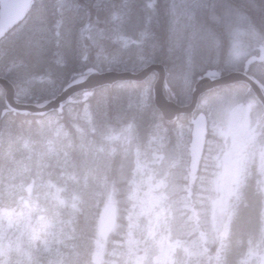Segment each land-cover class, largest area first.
Returning a JSON list of instances; mask_svg holds the SVG:
<instances>
[{
  "label": "trees",
  "instance_id": "16d2710c",
  "mask_svg": "<svg viewBox=\"0 0 264 264\" xmlns=\"http://www.w3.org/2000/svg\"><path fill=\"white\" fill-rule=\"evenodd\" d=\"M153 3L155 10L148 7ZM206 5L197 11V18L222 34L225 47L219 53L201 51L193 57L189 85L184 83L181 51L168 50L172 36L168 0H29L0 34V76L14 85L17 100L39 101L55 96L68 80L90 70L123 72L135 66L139 71L149 64L135 63V47L121 53L126 64L112 63L110 58L119 41L138 39L151 17L147 27L153 35L142 55L164 66L165 96L187 104L199 76L241 69L244 62L237 64L229 57L236 33L244 35L248 54L264 45V0H206ZM226 12L234 20L230 34L211 19ZM100 29L109 37L101 42L103 51L83 39ZM259 64H249L247 73L255 75L253 68L264 73V60ZM154 73L141 81L121 80L77 92L60 108L41 116L8 110L0 85V212L4 214L0 221L10 222L0 239V264H129L123 224L138 151L147 160L153 153L159 157L152 166L163 181L164 234L169 242L182 245L174 253L182 264H257L264 254V186L252 181L245 185L233 200L225 233L216 232L211 220V203L217 195L213 180L226 145L215 132V118L224 103H244L254 100V95L241 82L218 86L200 96L193 114H177L166 121L152 98ZM255 79L264 85V75ZM218 99L223 101L220 106ZM256 107L264 118V110ZM197 121L204 129L193 156L190 145ZM35 175L43 180L42 187L36 185ZM38 190L46 192L45 200ZM25 199L35 201L41 210L27 208ZM107 201L115 203L117 221L109 238L102 239L97 219ZM141 246L136 253L144 251L145 264H151L155 243Z\"/></svg>",
  "mask_w": 264,
  "mask_h": 264
},
{
  "label": "rangeland",
  "instance_id": "374dc122",
  "mask_svg": "<svg viewBox=\"0 0 264 264\" xmlns=\"http://www.w3.org/2000/svg\"><path fill=\"white\" fill-rule=\"evenodd\" d=\"M14 2V0L12 2L10 0L4 1V12L1 10L0 17L5 16L8 10L11 14ZM28 2L29 0H19L15 3L13 10L15 18L26 8ZM170 3L171 0H168L169 5ZM172 20L173 17L170 14V21ZM234 36L235 38L231 41V46L229 47L231 61L238 64L243 58L242 61L254 60L256 56L259 58L258 53L255 55L248 54L249 51L244 41V35L241 36L236 33ZM263 48L264 46L260 51ZM247 57L248 59H245ZM259 65H261V62ZM190 68L191 66L186 65L185 85H189L192 81ZM253 69L257 75L260 73L262 76L264 75L262 70L260 72L258 68ZM166 99L172 101L167 97ZM222 102L218 99L216 105L220 106ZM232 102L233 100L224 103L215 118V132L224 137L226 145L219 157V172L213 180V188L217 191V195L211 203V220L213 229L222 234L225 233L227 223L234 210L232 201L240 197L239 193L242 187L244 188L251 179L254 182L260 181V186H264V138L258 135L259 127L264 122L263 117L256 107V102L253 98L244 103L233 104ZM151 157L147 160L138 151L134 158L133 174L129 180V208L124 214L125 220L123 224V244L126 249V262L129 264H145L144 251L141 253L136 252L138 249L141 250V245L154 242L156 247L150 259L151 264H182L179 257L174 255L175 249L182 245L177 242H169L164 234L163 226L167 217V207L165 205L164 194L160 188L163 181L156 176L154 172L155 168L152 166V164L158 162L159 157L155 153ZM16 171L14 170V173ZM34 178L37 181L36 185L42 187L43 180L39 179L36 175ZM11 192L9 191L8 193ZM45 193L38 190L37 194L42 200H45ZM16 194L17 191L15 190ZM27 196L33 197L32 193H29ZM24 204L27 208L36 209L37 211L41 210V207H38L35 201L30 203L25 199ZM42 206L45 210L46 206L43 203ZM3 215L0 212V217L4 218ZM40 215L41 213L37 214L35 218H39ZM9 224L8 219L5 223L0 221L1 240L4 239V230ZM257 264H264V254L261 255Z\"/></svg>",
  "mask_w": 264,
  "mask_h": 264
},
{
  "label": "water",
  "instance_id": "95a60500",
  "mask_svg": "<svg viewBox=\"0 0 264 264\" xmlns=\"http://www.w3.org/2000/svg\"><path fill=\"white\" fill-rule=\"evenodd\" d=\"M5 1V0H4ZM15 2L12 5L11 14L6 11V15L0 17V34L5 30V28L14 20L13 10L14 5L19 0H14ZM12 2V0H10ZM152 71L156 72V79L152 86V98L160 111L163 118L167 121L173 119L177 114H193L195 109L198 106V101L200 94L203 92L212 89L216 86L227 85L234 82H242L247 85L253 95L255 96L257 102L264 110V92L259 86V84L250 77L245 70H232L227 73L214 76L211 74H205L201 76L193 84L190 90V98L187 104L175 105L171 101L169 102L163 94V84L165 80V69L163 65L152 64L147 67L142 68L138 71L137 75H132L129 71H114V70H105L102 72L91 71L86 74L78 75L72 78L55 96L51 98L44 99L38 103L25 102L24 104L14 106V88L11 85H7L0 78V85L5 88V104L10 110H17L18 112H31L38 115L45 114L49 111L57 110L62 102L70 97L72 94L96 88L102 85H110L117 81L123 80H133L140 81L145 76H147ZM201 126V121H197L194 126V137L197 139ZM116 207L114 203L108 202L103 205L100 210L98 217V231L100 236L106 237L111 230L113 229L115 223Z\"/></svg>",
  "mask_w": 264,
  "mask_h": 264
},
{
  "label": "snow or ice",
  "instance_id": "6c2138e0",
  "mask_svg": "<svg viewBox=\"0 0 264 264\" xmlns=\"http://www.w3.org/2000/svg\"><path fill=\"white\" fill-rule=\"evenodd\" d=\"M206 6V0H171L168 9L173 17V20L170 22V32L172 36L170 37L168 50L171 53L173 50L179 49L183 55L185 65L187 66L191 65L193 57L197 53L201 51L219 53L225 47V40L222 34L214 29L206 28L197 18V11ZM148 7L155 10L154 3L149 4ZM113 19L115 21L117 17L114 16ZM211 19L215 24L223 27L225 34L231 33L234 20L230 12H226L223 17L212 15ZM150 24L151 17H147L146 27L138 34V39L125 38L119 41L120 47L117 53L112 55L110 61L117 64L122 62L126 64L127 61L122 60L121 53L127 52L135 47L138 50L135 63L142 65L151 64L153 60L142 55L145 46L149 44L153 35L147 27V25ZM118 28L119 25L113 28L112 31L115 33L118 31ZM108 38L109 37L103 29L97 30L95 35L89 34L83 37V39L92 42L93 45H99L101 51H103L104 48L101 42ZM112 42L117 43L118 37L113 36ZM151 47L155 48L156 45H151ZM124 70L130 71L132 75L138 74L135 66L131 69L126 67ZM153 75H156V73Z\"/></svg>",
  "mask_w": 264,
  "mask_h": 264
},
{
  "label": "bare ground",
  "instance_id": "6f19581e",
  "mask_svg": "<svg viewBox=\"0 0 264 264\" xmlns=\"http://www.w3.org/2000/svg\"><path fill=\"white\" fill-rule=\"evenodd\" d=\"M98 3H99V1H98ZM98 3H97V4H98ZM97 4H96V5H97ZM75 9H76V8H75ZM112 10H113V9H111V11H112ZM115 12H116V10H115ZM168 15H169V14H168ZM112 16H113V15H112ZM169 17H170V16H169ZM168 20H169V19H168ZM170 22H171V21H170ZM169 24H170V23H169ZM11 27H12V26H11ZM3 33H4V32H3ZM0 39H1V38H0ZM77 39H78V38H77ZM78 40H79V39H78ZM76 41H77V40H76ZM77 42H78V41H77ZM251 55H252V54H251ZM253 57H254V56H253ZM246 59H248V57H247ZM96 60H97V59H96ZM263 60H264V59H263ZM256 62H257V61H256ZM258 63H259V62H258ZM152 64H159V63H151V64H149V65H152ZM262 64H263V63H262ZM149 65H147V66H149ZM159 65H162V64H159ZM147 66H145V67H147ZM143 68H144V67H143ZM140 70H141V69H140ZM140 70H139V71H140ZM231 70H232V69H231ZM229 71H230V70H229ZM99 72H102V71H99ZM137 72H138V71H137ZM247 74H248V73H247ZM203 75H205V74H203ZM203 75H201V76H203ZM248 75H249V74H248ZM201 76H199L197 79H199ZM216 76H218V75H216ZM249 76H250V75H249ZM32 77H34V76H32ZM42 77H43V76H42ZM145 77H146V76H145ZM145 77H144V78H145ZM250 77H252V76H250ZM0 78H1V80H3V82H5L7 85L9 84V85H11V86L14 88V85H12V84H11L6 78L1 77V76H0ZM144 78H143V79H144ZM252 78H253V77H252ZM32 79H33V78H32ZM143 79H142V80H143ZM197 79L195 80V82L197 81ZM253 79H255V78H253ZM32 81H33V80H32ZM49 81H50V80H49ZM69 81H70V80H68L67 83H68ZM140 81H141V80H140ZM164 81H165V80H164ZM195 82H194V83H195ZM37 83H38V82H37ZM49 83H51V82H49ZM53 83H54V82H53ZM67 83H65V85H66ZM194 83H193V84H194ZM51 84H52V83H51ZM54 84H55V83H54ZM193 84H192V86H193ZM47 85H49V84H47ZM52 85H53V84H52ZM65 85H63V87H64ZM18 86H19V85H18ZM20 86H21V85H20ZM50 86H51V85H50ZM57 86H58V85H57ZM57 86H56V87H57ZM192 86H191V87H192ZM224 86H225V85H224ZM246 86H247V85H246ZM246 86H245V87H246ZM1 87H2V86H1ZM22 87H23V86H21V88H22ZM63 87H62V88H63ZM163 87H164V84H163ZM216 87H218V86H216ZM247 87H248V86H247ZM2 88L4 89L3 92H4V103H5V93H6V91H5L4 86H3ZM18 88H19V87H18ZM24 88H25V87H24ZM46 88H47V87H46ZM62 88L60 89V91L62 90ZM213 88L215 89V87H213ZM213 88H212V89H213ZM248 88H249V87H248ZM249 89H250V88H249ZM47 90H49V89H47ZM50 90L52 91V89H50ZM209 90H211V89H209ZM209 90H207V91H205V92L207 93ZM250 90H251V89H250ZM14 91H15V89H14ZM25 91H26V90H25ZM60 91H59V92H60ZM52 92H54V91H52ZM59 92H58V93H59ZM151 92H152V90H151ZM205 92H203L202 94H204ZM30 93H31V92H30ZM33 94H34V93H33ZM54 94H55V93H54ZM163 94H164V91H163ZM202 94H200V96H201ZM55 95H56V94H55ZM23 96H24V95H23ZM164 96H165V94H164ZM44 97H45V96H44ZM19 98H20V97H19ZM24 98H25V97H24ZM48 98H49V97H48ZM50 98H51V97H50ZM165 98H166V96H165ZM200 98H201V97H200ZM200 98H199V99H200ZM28 99H29V98H28ZM45 99H47V98H45ZM66 99H67V98H66ZM66 99H65V100H66ZM43 100H44V99H43ZM43 100H39V101H35V100H34V101H23V100H22V101H19V100H17V98H16V100H15V98H13V105H14V106H18V105L24 104L25 102L38 103V102H41V101H43ZM168 101H169V100H168ZM63 102H64V101H63ZM169 102H170V101H169ZM171 102H172V101H171ZM172 103H173V102H172ZM177 104H178V103H177ZM175 105H176V103H175ZM182 105H183V104H182ZM179 106H180V105H179ZM5 107L8 109V107L6 106V104H5ZM8 110H10V109H8ZM12 111L18 112L17 110H14V109H13ZM49 112H51V111H49ZM21 113L23 114V112H21ZM24 113H25V112H24ZM27 113H31V112H27ZM47 113H48V112H47ZM47 113H45V114H47ZM16 114H17V113H16ZM32 114H35V113H32ZM45 114H41V115H45ZM35 115L37 116L38 114H35ZM41 115H40V116H41ZM47 115H48V114H47ZM57 115H58V114H57ZM75 118H76V117H75ZM60 119H61V118H60ZM77 121H78V120H77ZM56 122H58V121L56 120ZM61 122H62V121H61ZM66 122H67V121H66ZM74 122H75V121H74ZM70 123H71V122H70ZM78 123H79V122H78ZM78 123H77V124H78ZM76 126H77V125H76ZM49 128H52V127L50 126ZM60 129H61V128H60ZM91 129H92V128H91ZM73 130H74V129H73ZM93 132H94V131H93ZM49 133H50V132H49ZM80 134H81V133H80ZM102 134H103V133H102ZM58 135H59V134H57V136H58ZM81 137H82V136H81ZM7 138H8V137H7ZM84 138H85V137H84ZM84 138H83V139H84ZM84 140H85V139H84ZM21 141H22V140H21ZM83 142H84V141H83ZM90 142H91V141H90ZM3 144H4V143H3ZM10 144H11V143H10ZM85 144H86V143H85ZM91 145H93V144L91 143ZM9 146H10V145H9ZM13 147H14V146H13ZM8 148H9V147H8ZM36 148H37V147H36ZM9 149H11V148H9ZM16 149H17V148H16ZM87 149H88V148H87ZM11 150H12V149H11ZM22 150H23V149H22ZM45 150H46V149H45ZM87 151H88V150H87ZM12 152H13V151H12ZM12 152H11V153H12ZM15 152H16V151H15ZM18 152H19V151H18ZM9 153H10V152H9ZM19 153H20V152H19ZM24 153H25V152H24ZM39 153H40V152H39ZM2 154H3V153H2ZM16 154H17V153H16ZM35 154H36V153H35ZM88 154H89V152H88ZM25 155H26V154H25ZM2 157H3V156H2ZM0 158H1V157H0ZM18 158H20V157H18ZM21 158H22V157H21ZM9 159H10V158H9ZM30 159H31V158H30ZM34 159H35V157H34ZM31 160H33V159H31ZM13 161H14V160H13ZM59 161H60V160H59ZM14 162H15V161H14ZM32 162H33V161H32ZM0 163H1V161H0ZM6 164H7V163H6ZM2 165H3V164H2ZM12 165H14V164H12ZM59 165H60V164H59ZM16 166H17V165H16ZM5 167H6V166H5ZM1 169H2V168H1ZM9 169H10V168H9ZM2 170H3V169H2ZM2 170H1V171H2ZM16 170H17V169H16ZM11 171H12V170H11ZM2 172H3V171H2ZM7 172H8V171H7ZM7 174H8V173H7ZM10 174H11V173H10ZM4 176H6V175H4ZM7 176H8V175H7ZM23 176H24V175H23ZM0 177H2V176H0ZM19 177H20V176H19ZM13 179H14V178H13ZM1 181H2V180L0 179V182H1ZM5 184H6L7 186H9L7 183H5ZM1 185H2V184L0 183V186H1ZM3 185H4V183H3ZM10 185H11V184H10ZM11 186H12V185H11ZM5 187H6V186H5ZM2 188H3V186H2ZM2 188H1V189H2ZM6 188H7V187H6ZM6 188H4V189H6ZM9 188L11 189V187H9ZM4 189H3V190H4ZM12 189H13V188H12ZM5 191L8 193L9 191H12V190L7 189V190H5ZM11 193H12V192H11ZM43 263H44V262H43Z\"/></svg>",
  "mask_w": 264,
  "mask_h": 264
},
{
  "label": "flooded vegetation",
  "instance_id": "af4514ba",
  "mask_svg": "<svg viewBox=\"0 0 264 264\" xmlns=\"http://www.w3.org/2000/svg\"><path fill=\"white\" fill-rule=\"evenodd\" d=\"M250 76H252L253 78H255V76H257V74L255 73V75H252L251 73H248Z\"/></svg>",
  "mask_w": 264,
  "mask_h": 264
}]
</instances>
